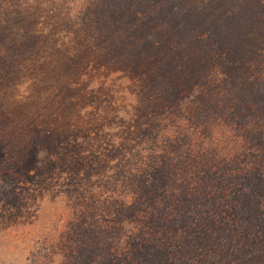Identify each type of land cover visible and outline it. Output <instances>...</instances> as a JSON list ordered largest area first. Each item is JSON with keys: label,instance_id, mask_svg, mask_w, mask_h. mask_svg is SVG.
<instances>
[{"label": "trees", "instance_id": "1", "mask_svg": "<svg viewBox=\"0 0 264 264\" xmlns=\"http://www.w3.org/2000/svg\"><path fill=\"white\" fill-rule=\"evenodd\" d=\"M120 8L83 22L101 59L130 64L137 82L124 80L112 114L88 86L74 123L60 110L35 151L6 149L0 264H264L260 53L212 45L183 15L175 45L147 26L127 24L124 39Z\"/></svg>", "mask_w": 264, "mask_h": 264}, {"label": "rangeland", "instance_id": "2", "mask_svg": "<svg viewBox=\"0 0 264 264\" xmlns=\"http://www.w3.org/2000/svg\"><path fill=\"white\" fill-rule=\"evenodd\" d=\"M105 2L118 4L129 16L120 28L124 39L130 24L141 35L158 29L157 40L170 34L168 44L173 40L175 45L176 19L183 15L184 24L195 27L202 40H212L221 49L257 48L264 62V14L252 0H169L175 8L170 16L162 0H0V160L6 149L17 152L24 144L35 151L40 131L57 128L54 119L60 110L74 123L80 106L76 101L88 86L103 100V112L112 114L124 80L137 82L130 64L101 59L93 34L84 26L83 19L94 17L91 12ZM114 19L105 21L106 35L116 41L118 28L108 23ZM146 26L150 28L144 31ZM43 113L51 119L45 126Z\"/></svg>", "mask_w": 264, "mask_h": 264}]
</instances>
